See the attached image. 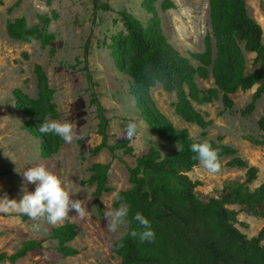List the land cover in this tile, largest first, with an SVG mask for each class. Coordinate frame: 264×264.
Segmentation results:
<instances>
[{"label":"trees","instance_id":"16d2710c","mask_svg":"<svg viewBox=\"0 0 264 264\" xmlns=\"http://www.w3.org/2000/svg\"><path fill=\"white\" fill-rule=\"evenodd\" d=\"M194 1V0H192ZM161 2L163 11L174 9L171 0H144L142 7L150 14L151 21L145 26L130 12H120V21L125 33L112 37L109 49L118 73L130 79L129 94L140 111L141 119L163 141L178 143V151L163 155L151 148L128 167L130 189L119 191L115 207L121 201L130 208L129 219L139 211L151 221L156 232L154 243L141 244L129 233L137 227L127 225V233L117 240L112 253L120 259V264H264V227L248 238L237 227L238 217L245 214L264 220V182L254 190L250 189L259 178V169L249 166L239 156L234 147L224 143V138L207 139L219 150L221 168L246 171L243 182H227L218 197L206 196L198 191L203 184L193 181L188 174L200 164L193 160L190 144L196 141L188 130H178L154 105L151 89L161 84L168 92H174L176 114L184 122L196 125L202 138L212 122L198 112L194 104H212L220 99L226 109L234 107L232 96L249 92L255 87L250 103L241 112L243 117L252 115L264 96V38L262 26L249 14L246 0H209V16L212 33L204 41L205 49L200 53L182 56L167 41L161 27L156 4ZM93 17L99 12H109L111 8L102 0H92ZM3 0H0V6ZM43 27H30L25 18L7 23L8 36L15 41L31 44L41 40L43 48L54 40L48 32L49 18H41ZM90 41L84 48L83 68L86 73L91 106L95 107L98 119L97 134L101 143L92 152L99 155L103 150L113 156L122 152L126 156L134 154L129 141L110 144V120L106 109L96 93V83L89 70ZM254 55L252 72H247L245 54ZM39 93L32 99L21 90H15V108L21 114L23 130L30 137L40 141V155L51 159L65 144L59 137L41 134L37 126L46 115L59 120L55 104V90L51 88L48 76L41 65L35 66ZM212 77L214 88L200 89L197 79L207 81ZM258 128L263 139L249 138V141L264 148V108L258 120ZM224 160H228L224 163ZM111 164H93L92 173L86 182L95 186L94 205L101 208L100 199L110 193L109 176ZM2 176V175H0ZM24 221L29 220L21 215ZM248 228L247 224H241ZM77 225L65 224L53 228L51 239L57 242L56 252L64 259L79 255L78 250L69 246L77 237ZM45 249L41 241L25 242L15 253L0 255V263L16 264L28 254Z\"/></svg>","mask_w":264,"mask_h":264},{"label":"rangeland","instance_id":"374dc122","mask_svg":"<svg viewBox=\"0 0 264 264\" xmlns=\"http://www.w3.org/2000/svg\"><path fill=\"white\" fill-rule=\"evenodd\" d=\"M175 8L163 11L161 2L156 9L161 19L164 36L182 56L200 53L205 49V38L212 33L209 16V0H171ZM250 16L264 31V0H246ZM144 0H102L111 11L99 12L93 17L92 0H3L0 6V196L7 193L9 198L19 199L24 180L21 172L34 164H43L58 175L74 199H80L87 209V216L80 218L74 212L62 224L52 226L46 221H24L21 214L0 213V255H11L30 240L41 241L45 249L28 254L16 264H120L112 253L114 243L123 237L127 225L117 232L106 229L103 219L106 205L115 207L119 191L130 189L128 167L135 165L137 158L151 148L163 155L180 150L178 143L163 141L141 119L135 101L129 94L130 79L117 72L109 46L113 36L125 33L120 21V12L127 10L136 19L148 26L151 15L142 7ZM25 18L30 27H43L41 18L51 20L48 32L54 35L52 43L43 48L41 40L31 44L12 40L7 33V23ZM90 41L89 70L96 83V93L106 109L110 120V144L129 141L134 148L132 156L122 152L113 156L103 150L99 155L92 152L101 143L97 134L98 119L91 96L86 73L83 68L84 48ZM264 39V38H263ZM247 72H252L254 55L245 54ZM41 65L46 72L51 88L55 90V104L60 121L73 123L74 131L84 139H74L64 144L59 153L51 159L40 155V141L23 130L21 114L15 108L14 91L21 90L32 99L38 98L39 87L35 66ZM202 90L214 88L212 77L203 81L197 79ZM257 87L249 92L239 91L231 98L232 109H226L220 99L212 104H194L196 110L212 122L207 137L202 138L201 130L184 122L176 114L174 92H168L161 84L151 89L150 97L155 107L178 130H188L196 141L224 138V143L238 150L239 156L251 167L259 169V178L250 189L264 182V148L256 146L249 138L262 140L258 120L263 114L264 96L255 112L243 117L241 112L250 103ZM135 122L137 131H127V124ZM228 160H224L226 163ZM111 164L109 176L110 193L100 199L101 208L94 205L96 187L86 182L92 173L93 164ZM246 171L223 168L211 173L201 165L188 176L203 184L198 191L206 196L218 197L223 186L230 181L243 182ZM29 191H35V184H28ZM106 204V205H105ZM237 226L249 239L264 227V220L241 214ZM65 224L77 225V237L69 244L79 255L64 259L56 252L57 242L51 239L52 229ZM241 224H247L244 228ZM0 264H11L7 261Z\"/></svg>","mask_w":264,"mask_h":264},{"label":"clouds","instance_id":"9594fccd","mask_svg":"<svg viewBox=\"0 0 264 264\" xmlns=\"http://www.w3.org/2000/svg\"><path fill=\"white\" fill-rule=\"evenodd\" d=\"M261 43H264V39ZM37 128L41 134L57 136L66 144H71L74 139H84L74 131L72 122L52 119L50 114L43 118ZM126 128L128 132L135 133L137 124L129 122ZM190 150L195 154L193 160L198 161L207 171L216 173L220 170L219 150L213 148L208 140L191 143ZM21 174L24 184L21 186L20 198L12 199L4 193L0 196V213L26 215L31 221L37 222V226L42 220L57 226L66 221L72 212L82 219L87 216L88 212L82 201L74 199V194H70L62 179L43 164L30 165ZM28 184H35L34 192L28 190ZM129 214L130 208L126 202L121 201L116 208L106 205L103 216L106 220V229L115 233L122 226L135 223L137 227L133 228L129 235L133 239H138L141 244L154 243L156 232L151 221L139 211L135 212L131 219Z\"/></svg>","mask_w":264,"mask_h":264}]
</instances>
